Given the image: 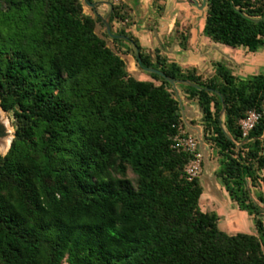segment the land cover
<instances>
[{"label":"trees","instance_id":"1","mask_svg":"<svg viewBox=\"0 0 264 264\" xmlns=\"http://www.w3.org/2000/svg\"><path fill=\"white\" fill-rule=\"evenodd\" d=\"M113 18L130 24L128 4L118 1ZM96 23L81 0H0V105L16 120L0 155V264H264V72L242 78L219 61L204 77L117 31L142 68L192 83L181 85L220 153L219 177L254 218L256 233L230 234L186 171L193 155L176 145L171 83L130 74ZM203 32L264 48V0H207ZM251 111L259 117L243 137Z\"/></svg>","mask_w":264,"mask_h":264},{"label":"rangeland","instance_id":"2","mask_svg":"<svg viewBox=\"0 0 264 264\" xmlns=\"http://www.w3.org/2000/svg\"><path fill=\"white\" fill-rule=\"evenodd\" d=\"M84 4V12L87 15H92L93 12L89 5L86 4L85 0H81ZM122 1V0H120ZM162 10V4L155 2V6ZM199 5H202V0H200ZM206 8L195 7L193 8L194 13H191V27L194 29L195 33L198 34L196 41V48L199 49L201 45L200 36L203 34L201 32V27L203 21H205ZM99 11L105 14L108 11V8L99 7ZM160 11V10H158ZM187 18V17H186ZM181 21V20H180ZM177 23V26L174 30V37L182 38L181 47L184 48V44L188 45V40L190 38L189 29L186 27L180 28V23ZM119 21L113 23L114 29L113 32L117 33L122 26H120ZM128 25H123L126 28L127 32L133 33L130 28L134 23V19L130 12V20ZM132 23V24H131ZM96 32L103 38L106 39L107 44L116 51L126 62V68L130 74L138 79L153 80L155 83L159 84L160 81L155 80L152 76L147 73L137 62L135 58L136 49L135 47L127 40H115L107 33V27L101 22V19L97 20ZM173 37V38H174ZM139 39V38H138ZM140 41V40H139ZM172 41L168 42L172 46ZM204 47L205 43H202ZM219 49H216V53L219 55L221 51L227 52L231 51L232 47L226 46L224 44L217 43ZM208 46V45H207ZM147 52H149L153 57L157 53L158 47L148 48L144 46ZM187 47V46H185ZM174 49V48H173ZM179 49V48H175ZM160 50V49H159ZM179 51V50H176ZM161 52V50H160ZM129 53V54H128ZM216 54V55H217ZM237 57H243V60H239V63L232 62L229 59H226V63L231 65L234 73L239 77H248L254 75L258 72H264V50H261L259 53L251 54L245 49L238 50L236 53ZM167 56L166 54H162ZM168 57V56H167ZM180 58V55H178ZM169 58V57H168ZM170 59V58H169ZM191 69V68H190ZM189 70V69H184ZM204 77H211L215 74V69L211 70L209 67L204 68V73H201ZM182 83H177L176 85L171 84V91L175 98L178 99L181 107V117H182V127L180 134L178 135L183 141H186L190 138L194 139L198 143V152L201 153L200 157V172L198 177L200 178L201 184L203 186V195L200 200L201 208L204 211L217 212L219 215V227L224 231L235 234L238 232H248L256 233V227L254 224V218L252 215H249L246 211H242L238 208V205L230 198L228 192L226 191L220 177H219V168L221 164V156L216 148V146L205 137L204 131V122L203 114L201 108L196 100L190 99L185 92ZM250 113L248 114V116ZM222 119H225L224 113H222ZM247 116V117H248ZM244 119V118H243ZM240 120V126L242 129V124ZM16 129V120L12 112L5 111L0 105V139H10L15 137ZM10 141L8 147L10 145ZM238 146L240 143L238 142ZM0 150V155H5V151L8 149ZM261 176L264 175V171H261ZM127 176L135 179V174L129 169ZM260 190H264V184L260 182L258 187ZM256 188H253V196L258 201L256 195ZM264 207V204H262Z\"/></svg>","mask_w":264,"mask_h":264},{"label":"crops","instance_id":"3","mask_svg":"<svg viewBox=\"0 0 264 264\" xmlns=\"http://www.w3.org/2000/svg\"><path fill=\"white\" fill-rule=\"evenodd\" d=\"M122 1L127 3L130 7V12L134 19V23L132 24L130 30L136 37L139 38L141 44L148 48L158 47L161 50V54H166L170 58V61L178 62L183 67V69L195 68L199 73H204V68L208 69L210 67L211 70H213L216 68V63L219 61L226 62V59H229L232 62L239 63V60H243L244 58L237 57L236 53L238 52V50L245 49L249 51L245 47H232L234 49H232L231 51H221V53L218 55L216 53V49H219L217 45L218 42L213 41L203 32L205 21H203L201 27V32L203 33L200 36L201 45L199 49L196 48L198 34L195 33L194 29L191 27L192 19H190V16L191 13H194L193 8L201 7L199 5L200 0ZM156 1L157 4H162V10L158 8L160 7V5L155 6ZM101 7L108 8L106 3ZM204 8H206L205 10L207 13V5ZM179 21L181 22L180 28L187 27L190 33L188 45H185L187 47L184 46V48H182L180 44L182 42V38L176 36L174 37V30L176 27H178L177 23ZM120 26H123V23H120ZM172 39L173 41L171 46L170 44H168V42H171ZM202 43H205L206 46L204 47ZM261 50H264V48H260L256 52L249 51V53L256 54ZM178 55H180V58L178 57ZM229 66L232 67L231 65Z\"/></svg>","mask_w":264,"mask_h":264},{"label":"built area","instance_id":"4","mask_svg":"<svg viewBox=\"0 0 264 264\" xmlns=\"http://www.w3.org/2000/svg\"><path fill=\"white\" fill-rule=\"evenodd\" d=\"M258 117H259L258 113H256L255 111H251L250 115L241 121L243 137H247L249 135V132L254 127ZM176 140H177L176 145L178 147L181 146L184 150L190 152L193 155V158L186 166V171L188 175L190 176V178L198 176L200 172V157H201V153L198 152V143L192 138L188 139L185 143L183 139L180 138L179 136L176 137Z\"/></svg>","mask_w":264,"mask_h":264},{"label":"water","instance_id":"5","mask_svg":"<svg viewBox=\"0 0 264 264\" xmlns=\"http://www.w3.org/2000/svg\"><path fill=\"white\" fill-rule=\"evenodd\" d=\"M86 1V4L87 5H90L92 7H95L97 3H94V2H91L90 0H85ZM103 3H106V4H110L111 3L109 1H103ZM207 5V0H203L202 2V5H201V8H204L205 6ZM109 16V15H108ZM108 18V17H107ZM106 24H107V29H108V33L110 34L111 37L113 38H118V39H125L127 41H130V38L129 36L127 35H122V34H115L111 31V28H110V24L108 22V20H106ZM135 58L139 61V64L140 65H143L142 64V60H141V57H140V53H139V49L137 48L136 49V54H135ZM143 69L147 72H151V73H156V74H159L161 75L162 77H164L166 80H168L171 84L173 85H176L177 83H186V84H192L190 81H184V80H180V79H175V78H171L170 76H168L164 71L160 70V69H157L155 67H148V66H143ZM6 111V110H5ZM13 139L14 137L11 138V142H10V145H9V148L8 150L5 152V154L9 151L11 145H12V142H13Z\"/></svg>","mask_w":264,"mask_h":264},{"label":"flooded vegetation","instance_id":"6","mask_svg":"<svg viewBox=\"0 0 264 264\" xmlns=\"http://www.w3.org/2000/svg\"><path fill=\"white\" fill-rule=\"evenodd\" d=\"M90 1L94 2V3H97L95 7H92V6L89 5L91 10H92V12H93V15H94V16L93 15H91V16L96 18L97 20L101 19V22L104 25H106V27H107L106 20H108V22L110 24L111 31L113 32V29H114L113 23H116L117 20H116V18L112 19V17H113V14H114V5L118 3V0H90ZM103 1H109L111 3V5L110 4H106L107 7H108V11L105 14H103V13H101L99 11V7H101L102 5L105 4V3H103ZM107 33H108V29H107ZM115 34H118V33H115Z\"/></svg>","mask_w":264,"mask_h":264},{"label":"bare ground","instance_id":"7","mask_svg":"<svg viewBox=\"0 0 264 264\" xmlns=\"http://www.w3.org/2000/svg\"><path fill=\"white\" fill-rule=\"evenodd\" d=\"M9 141H10V139H8V138L5 139V140H1V139H0V150H1V151H3L4 149H6V147H8ZM10 142H11V141H10ZM8 148H9V147H8ZM7 150H8V149H7ZM7 150H6V151H7ZM6 151H5V152H6Z\"/></svg>","mask_w":264,"mask_h":264}]
</instances>
